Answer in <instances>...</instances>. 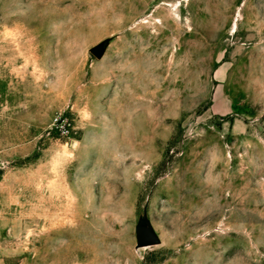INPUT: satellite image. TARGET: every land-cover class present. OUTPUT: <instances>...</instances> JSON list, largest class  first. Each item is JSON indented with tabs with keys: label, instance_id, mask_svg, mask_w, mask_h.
<instances>
[{
	"label": "rangeland",
	"instance_id": "rangeland-1",
	"mask_svg": "<svg viewBox=\"0 0 264 264\" xmlns=\"http://www.w3.org/2000/svg\"><path fill=\"white\" fill-rule=\"evenodd\" d=\"M0 264H264V0H0Z\"/></svg>",
	"mask_w": 264,
	"mask_h": 264
},
{
	"label": "water",
	"instance_id": "water-1",
	"mask_svg": "<svg viewBox=\"0 0 264 264\" xmlns=\"http://www.w3.org/2000/svg\"><path fill=\"white\" fill-rule=\"evenodd\" d=\"M103 52H104V46L103 45H98V46L92 48V50H91V53L97 58L101 57ZM138 241H139V244L141 246H145V245L156 244L158 242V239L156 237L152 236L150 234V231H147V232H145L139 236Z\"/></svg>",
	"mask_w": 264,
	"mask_h": 264
},
{
	"label": "built area",
	"instance_id": "built-area-1",
	"mask_svg": "<svg viewBox=\"0 0 264 264\" xmlns=\"http://www.w3.org/2000/svg\"><path fill=\"white\" fill-rule=\"evenodd\" d=\"M54 126H61L64 129V132L67 136L71 135V124L70 122H67V120L65 118H62L60 115L56 116L54 118V122H53Z\"/></svg>",
	"mask_w": 264,
	"mask_h": 264
}]
</instances>
